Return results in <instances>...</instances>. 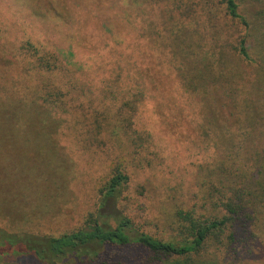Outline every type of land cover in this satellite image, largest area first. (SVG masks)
I'll list each match as a JSON object with an SVG mask.
<instances>
[{"label":"rangeland","instance_id":"1","mask_svg":"<svg viewBox=\"0 0 264 264\" xmlns=\"http://www.w3.org/2000/svg\"><path fill=\"white\" fill-rule=\"evenodd\" d=\"M92 1L112 6L115 0ZM239 3L251 19L249 45H263L264 0ZM66 4V0H0V227L11 233L59 236L85 226L98 214L115 225L121 209L141 231L163 240H181L179 210L188 211L197 202L202 205L206 192L199 166L205 161L202 144L193 140L189 124L171 110L160 107L156 113L148 105L143 118L137 116L135 126L156 128L157 154L150 157L153 164L149 166L145 154L133 155L126 123L118 122V106L109 93V86L120 87L112 83L120 70L116 60L101 73L75 71L73 78L64 71L50 74L40 70L36 56L22 49L27 42L38 46L41 53L55 50L60 56L66 46L71 49L80 44L89 50L94 45L84 31L94 27L97 18L91 13L86 19L72 13L70 19ZM158 9L144 8L145 27L146 20L160 14ZM104 13L109 21L108 11ZM114 23L122 31L135 25H122L119 19ZM247 30L237 23L233 27L236 36ZM144 72L160 86L161 93L171 88L168 75L156 66L147 64ZM122 75L124 79L125 72ZM54 92L62 94L56 99L63 107L45 101L46 97L51 101L54 97L49 94ZM173 92L189 107V101L176 89ZM117 169L130 180L119 202L111 198L102 207L101 190ZM195 214L207 218L201 211ZM228 234L209 237L204 248L189 257L149 254L143 264H264V237L244 233L229 246ZM5 264L41 263L25 257L7 259ZM58 264L79 262L73 259Z\"/></svg>","mask_w":264,"mask_h":264},{"label":"trees","instance_id":"2","mask_svg":"<svg viewBox=\"0 0 264 264\" xmlns=\"http://www.w3.org/2000/svg\"><path fill=\"white\" fill-rule=\"evenodd\" d=\"M140 1L115 0L105 6L92 0H66L70 19L72 13L97 18L96 25L84 31L94 45L89 50L80 44L66 46L62 56L55 50L41 53L31 42L22 49L36 56L40 70L64 71L72 78L75 71L101 73L116 60L120 70L112 83L121 88L109 86V93L118 106V122L126 123L133 155L142 152L151 166L150 157L157 154L156 128L135 126L137 116L143 118L144 107L153 105L156 113L160 107L171 110L189 124L193 140L202 144L205 161L199 166L206 185L202 205L197 202L188 211L179 210L181 240H163L141 231L121 209L115 225L98 214L85 226L59 236L11 233L0 227V264L25 257L41 264L73 259L79 264H143L149 254L189 257L199 253L209 237L226 231L229 246L244 233L263 239L264 35L263 45H249L251 19L241 11L239 0H147L145 6ZM144 8L160 11L146 20L147 27ZM117 19L122 25H135L122 31L114 23ZM236 23L248 29L244 35L236 36ZM147 64L168 75L171 88L166 94L144 72ZM173 89L189 101V107L178 101ZM49 96L54 98L46 97V102L63 107L56 99L60 92ZM115 171L101 190L102 207L111 198L119 202L130 180L121 169Z\"/></svg>","mask_w":264,"mask_h":264}]
</instances>
